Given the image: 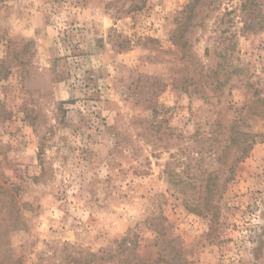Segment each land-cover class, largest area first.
<instances>
[{
	"label": "rangeland",
	"instance_id": "rangeland-1",
	"mask_svg": "<svg viewBox=\"0 0 264 264\" xmlns=\"http://www.w3.org/2000/svg\"><path fill=\"white\" fill-rule=\"evenodd\" d=\"M0 264H264V0H0Z\"/></svg>",
	"mask_w": 264,
	"mask_h": 264
}]
</instances>
